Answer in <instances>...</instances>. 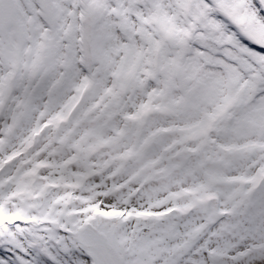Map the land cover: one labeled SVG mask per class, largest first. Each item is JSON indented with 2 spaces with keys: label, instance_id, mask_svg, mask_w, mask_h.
<instances>
[{
  "label": "snow or ice",
  "instance_id": "6c2138e0",
  "mask_svg": "<svg viewBox=\"0 0 264 264\" xmlns=\"http://www.w3.org/2000/svg\"><path fill=\"white\" fill-rule=\"evenodd\" d=\"M0 264H264V0H0Z\"/></svg>",
  "mask_w": 264,
  "mask_h": 264
}]
</instances>
